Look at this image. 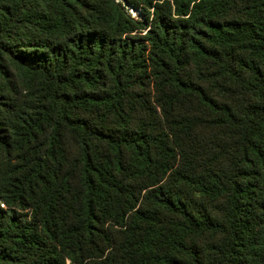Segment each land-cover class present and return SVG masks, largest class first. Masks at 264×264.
<instances>
[{"label":"trees","instance_id":"16d2710c","mask_svg":"<svg viewBox=\"0 0 264 264\" xmlns=\"http://www.w3.org/2000/svg\"><path fill=\"white\" fill-rule=\"evenodd\" d=\"M0 264H264V0H0Z\"/></svg>","mask_w":264,"mask_h":264}]
</instances>
